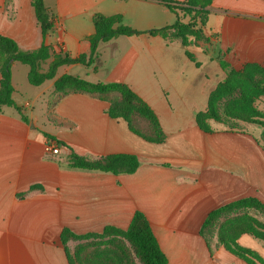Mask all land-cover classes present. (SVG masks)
Listing matches in <instances>:
<instances>
[{"label": "crops", "instance_id": "obj_1", "mask_svg": "<svg viewBox=\"0 0 264 264\" xmlns=\"http://www.w3.org/2000/svg\"><path fill=\"white\" fill-rule=\"evenodd\" d=\"M44 2L55 19L45 38L31 0H0V35L23 51L50 46L52 57L40 65L45 72L56 54L90 53L96 15H120L142 33L101 42L96 70L63 65L56 78L80 69L91 82L127 85L154 110L165 139L138 136L124 119L108 115L101 98L56 92L55 79L31 85L29 67L12 62L13 99L29 122L14 107L0 110V264H69L59 242L64 229L109 239L105 228L126 231L136 212L149 221L166 264H247L219 244L216 232L206 236L201 229L221 206L248 197L264 203L262 129L232 130L209 120L208 133L196 118L230 70L264 65V0H213L204 26L211 42L188 48L194 61L177 42L146 32L176 22L162 0ZM196 46L215 60L223 75L217 84L194 55ZM46 135L60 142V153L46 152ZM71 152L89 159L134 154L141 164L133 174L117 175L69 168Z\"/></svg>", "mask_w": 264, "mask_h": 264}, {"label": "trees", "instance_id": "obj_2", "mask_svg": "<svg viewBox=\"0 0 264 264\" xmlns=\"http://www.w3.org/2000/svg\"><path fill=\"white\" fill-rule=\"evenodd\" d=\"M162 1L177 15L176 22L172 25L150 29L146 32L154 36H160L167 42H177L182 47L186 48V55L194 61L188 48L195 44L192 38L206 36L204 26L210 13L208 8L211 6L213 0H186L182 5L174 4L173 0ZM31 6L34 9V14L41 29L42 36L45 38L54 28L55 19L50 10L46 7L44 0H31ZM94 26L95 33L89 38L91 45L89 54H81L78 57H72L64 53L56 54L48 70L45 72L40 71V65L42 62L52 57L50 46L43 43L36 51H23L15 40L0 35V110L3 106L14 107L20 113L22 119L25 122H29L28 117L23 114L22 108L18 106L13 99L12 62L16 61L29 67L28 80L31 85L39 86L47 80L55 79L54 88L58 93H86L101 98L108 103L106 112L110 117L124 119L132 132L149 142H163L165 134L162 131L154 110L127 85L120 82H91L79 75L68 73L56 78L58 68L63 65L82 64L88 67L93 66L94 70H96L99 64L97 48L101 42L110 41L118 36H134L142 33L141 31L122 24V17L120 15L106 17L98 14L94 18ZM256 72L264 74V65L247 63L241 70H230L227 73L225 80L212 90L206 111L197 115V125L201 130L208 133L213 131L208 121H219L217 112V103L219 99L233 92L237 83L240 81L246 82L248 85L250 83L251 85L255 81L254 76L257 74ZM111 89L118 90L121 93L124 103L131 107L130 109H134L151 122L152 131L157 129L161 135L159 140L150 138L135 126L134 122L129 119L131 118L129 116L131 111L128 110V107H117L113 105L110 100L108 101L107 98L101 95L103 92ZM248 94L250 95H245V92H243L240 97L241 103L247 109L241 111L233 110L230 112V116L238 120L258 122L264 128V120L257 119L260 117L264 119V114L252 110L250 103L251 98L264 95V88L257 90L255 93ZM46 136L49 140L55 141L54 137L50 135ZM55 142L60 144L59 141ZM140 164L141 161L136 155L128 153L112 154L99 159H89L71 152L68 161L69 168L106 172L116 175L133 174L137 171ZM256 204L264 207V203L254 197L240 199L221 206L210 212L202 226L201 233L209 236L216 232L219 244L230 253L242 259L247 264H264V258H262L257 251L244 247L238 242L240 237L244 234H248L264 242L263 222L251 216H244L237 218L234 220L235 222L223 220L218 224L216 223V220L219 219L222 214L233 213L238 207ZM240 222L243 225L235 228V225H239ZM106 232H116L115 235L126 239L131 244L132 248L126 245V243L124 246V244L118 240L114 243L109 242L107 246L111 247L112 250H102V261H112L115 264H130L132 260L129 259V257L135 255L139 257L143 264L167 263V257L162 252L151 225L142 212H136L134 214L126 231L118 230L113 227H106L104 230L105 235ZM67 233L69 234L68 229H64L62 231V237ZM71 235L75 236L74 233H71ZM103 245H105V243L102 242V246ZM105 255L110 257H105Z\"/></svg>", "mask_w": 264, "mask_h": 264}, {"label": "rangeland", "instance_id": "obj_3", "mask_svg": "<svg viewBox=\"0 0 264 264\" xmlns=\"http://www.w3.org/2000/svg\"><path fill=\"white\" fill-rule=\"evenodd\" d=\"M207 31L209 32V35H212L211 30H210V24H207ZM211 33V34H210ZM211 36H198L195 38H192L193 43L197 44L200 43L201 45L203 44H208L211 42ZM203 47H206L203 45ZM201 46H196L193 47L192 50L195 52V56L199 62L202 63L203 65V70L206 73V75L209 77V80L211 83L214 85L217 84L219 81L223 79V75L219 68L216 67V62L215 60L210 59L206 55V48L203 49ZM193 52V53H194ZM28 69L27 66H23ZM78 72L76 75L81 76L82 78L88 80L87 78L83 77V71L78 69L76 70ZM255 74L254 78L255 81L250 85L246 82H238L235 90L231 92L228 95H224L221 97L217 103V112L219 115V124L228 128V129H241L244 127H250V126H256L262 129V140L264 141V128L258 123V122H252L250 120H238L235 118H232L230 115L231 111H241L247 109L244 107V105L240 101V97L243 92H245V95H250L248 93H255L257 90H260L264 88V74L263 73H258ZM73 74V73H71ZM247 93V94H246ZM103 97L107 98L108 101L110 100L113 105L120 107H128V110H130L131 114L129 113V116L135 126L139 128L143 133L148 135L150 138L154 140H159L161 135L159 134V131L155 129V131H152L151 128V122L140 115V113L136 112L134 109H130V106H127V104L124 103L121 93L116 90V89H111L106 92H103L101 94ZM251 107L252 110L257 111L258 113H263V108H264V95H259L256 98H251L250 99ZM259 120H264L261 117L257 118ZM244 216H251L253 218H257L259 221L264 223V207H261L259 205H247L243 207H238L237 209L234 210L233 213H227V214H222L220 215V218L217 219L216 223H220L221 220H231L235 222L239 217H244ZM243 224L240 222L239 225H235L236 227L242 226ZM69 234L67 233L65 236L62 237V233L59 237V242L64 246V248L67 251L68 257H69V263L70 264H115L112 261H102V250H107L111 249V247L107 246L109 242L114 243L117 242H122L125 246V243H127L126 239H123L122 237L120 238L119 236L115 235L113 232H106V236L109 237H103L102 238V232H87L83 234H78L76 232L71 231L68 229ZM71 233H74L75 236H72ZM103 239V240H102ZM256 241V242H254ZM102 242L105 243V245L102 246ZM259 242V243H258ZM239 244L251 248L253 250H258L261 252L260 255L262 258H264V242L261 240H258L253 238L252 236L248 234H244L241 236ZM260 244V245H259ZM128 245V244H126ZM261 246V247H260ZM116 250V249H114ZM260 254V253H259ZM105 257H110L108 255H105ZM129 259L132 260V263L130 264H143L139 257L133 255L129 257ZM241 264H245L244 262H241V260H238ZM118 264V263H116Z\"/></svg>", "mask_w": 264, "mask_h": 264}, {"label": "built area", "instance_id": "obj_4", "mask_svg": "<svg viewBox=\"0 0 264 264\" xmlns=\"http://www.w3.org/2000/svg\"><path fill=\"white\" fill-rule=\"evenodd\" d=\"M45 150L48 153L51 154H58L60 153V146L58 143L54 142V141H49L47 142V144L45 145Z\"/></svg>", "mask_w": 264, "mask_h": 264}]
</instances>
